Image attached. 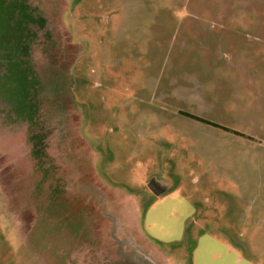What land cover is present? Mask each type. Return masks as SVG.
Returning <instances> with one entry per match:
<instances>
[{"label": "rangeland", "instance_id": "obj_1", "mask_svg": "<svg viewBox=\"0 0 264 264\" xmlns=\"http://www.w3.org/2000/svg\"><path fill=\"white\" fill-rule=\"evenodd\" d=\"M0 264H264V0H0Z\"/></svg>", "mask_w": 264, "mask_h": 264}, {"label": "water", "instance_id": "obj_2", "mask_svg": "<svg viewBox=\"0 0 264 264\" xmlns=\"http://www.w3.org/2000/svg\"><path fill=\"white\" fill-rule=\"evenodd\" d=\"M147 187L156 195L161 194L165 191L154 178H151L147 182Z\"/></svg>", "mask_w": 264, "mask_h": 264}, {"label": "trees", "instance_id": "obj_3", "mask_svg": "<svg viewBox=\"0 0 264 264\" xmlns=\"http://www.w3.org/2000/svg\"><path fill=\"white\" fill-rule=\"evenodd\" d=\"M182 113H184L185 115H187V116H189V117H192V118H194V119H197V120H201V121H203V122H206V123H208V124L215 125V126H219V127H222L223 129H226V130H231V129H228L227 127L221 126V125H219V124H217V123H214V122H211V121H209V120L203 119V118H201V117H199V116L192 115V114H190V113H186V112H182ZM231 131H234V130H231Z\"/></svg>", "mask_w": 264, "mask_h": 264}, {"label": "flooded vegetation", "instance_id": "obj_4", "mask_svg": "<svg viewBox=\"0 0 264 264\" xmlns=\"http://www.w3.org/2000/svg\"><path fill=\"white\" fill-rule=\"evenodd\" d=\"M187 113V112H186ZM193 115V114H192ZM160 185V184H159ZM162 188L164 187V186H166V184L164 183H161V185H160Z\"/></svg>", "mask_w": 264, "mask_h": 264}]
</instances>
